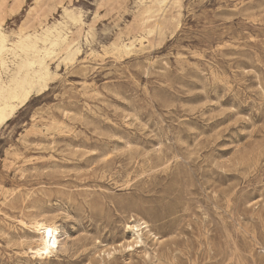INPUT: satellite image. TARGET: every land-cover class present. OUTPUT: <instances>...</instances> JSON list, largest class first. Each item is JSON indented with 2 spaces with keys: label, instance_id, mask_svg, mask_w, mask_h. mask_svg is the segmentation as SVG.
<instances>
[{
  "label": "rangeland",
  "instance_id": "374dc122",
  "mask_svg": "<svg viewBox=\"0 0 264 264\" xmlns=\"http://www.w3.org/2000/svg\"><path fill=\"white\" fill-rule=\"evenodd\" d=\"M152 7L0 23V209L25 221L0 215V264H264V0H172L148 34ZM47 217L64 244L41 259Z\"/></svg>",
  "mask_w": 264,
  "mask_h": 264
},
{
  "label": "bare ground",
  "instance_id": "6f19581e",
  "mask_svg": "<svg viewBox=\"0 0 264 264\" xmlns=\"http://www.w3.org/2000/svg\"><path fill=\"white\" fill-rule=\"evenodd\" d=\"M171 1L172 0H151V2L153 3V7L146 13L145 16H143L141 18L140 28L148 34L149 33H155V32L160 33L162 28H163V26H162L163 23H162V20L159 18L164 16V14L167 10L168 4ZM173 1L175 2V0H173ZM24 2H25V0H14L11 4H9L7 0H1V2H0V23H5L8 19V17L15 16L16 14H18L22 10ZM34 16L37 20L41 19V16H43V15H41V13H40V7L34 9ZM69 43H70V40L68 39L66 41V44H69ZM135 47H136V43L134 41H129V42H126L124 44L123 50L126 52H129ZM20 156H22V155H20ZM17 158H19V157L17 156ZM21 164H23V163H21ZM13 165H14V163H13ZM13 165H12V167H13ZM18 170H20V169H18ZM20 172H21V170H20ZM2 187L3 186H1L0 188H2ZM16 187L18 188V186H16ZM17 188H15V189H17ZM2 190H4V189H2ZM11 190H13V188ZM18 191H21V190L18 189ZM4 197L6 199L8 198L7 195H5ZM0 215L8 223H10L11 221H17L21 224H25V221L23 219H17L15 216L8 214L7 212L3 211L2 209H0ZM143 225H144V228H149L148 220L142 218L141 220H137L136 224L127 225V227L131 228V230L133 231L132 238H131V240L128 239L127 243L122 244V246H121L122 248L132 249L134 247V243L142 244L143 238L141 235L143 233V228H142ZM32 227L35 228V231L38 234V236L36 238H34V241H31L28 243L29 244L28 249L31 250L33 255H35L36 257L41 258V259L49 258L50 256L56 254V252L58 250L62 249L64 242H63V240L59 239V237H58L61 226L60 227L58 226V224L54 221V218L47 217V218H45L39 222H36ZM148 232L151 233V235L154 238L157 236L156 233L150 232V229H148ZM114 249H116V248H114ZM104 253H107L108 255H110L112 252H111V249H108L107 251L104 250Z\"/></svg>",
  "mask_w": 264,
  "mask_h": 264
}]
</instances>
